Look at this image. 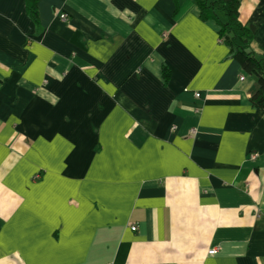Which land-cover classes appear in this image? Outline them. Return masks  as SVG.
I'll return each mask as SVG.
<instances>
[{"label": "crops", "instance_id": "1", "mask_svg": "<svg viewBox=\"0 0 264 264\" xmlns=\"http://www.w3.org/2000/svg\"><path fill=\"white\" fill-rule=\"evenodd\" d=\"M236 1L264 53V0ZM36 7L0 0V264H264V110L217 24L192 0Z\"/></svg>", "mask_w": 264, "mask_h": 264}, {"label": "trees", "instance_id": "2", "mask_svg": "<svg viewBox=\"0 0 264 264\" xmlns=\"http://www.w3.org/2000/svg\"><path fill=\"white\" fill-rule=\"evenodd\" d=\"M39 0H26L29 17L36 19V6ZM178 0H173L176 5ZM199 9L201 20H212L218 26V38L229 50V58L235 60L243 73L251 76L257 83L256 91L249 102L253 108L264 110V53L255 55L251 44L255 27L239 20V4L236 0H192ZM162 77L169 78L167 68H162Z\"/></svg>", "mask_w": 264, "mask_h": 264}, {"label": "built area", "instance_id": "3", "mask_svg": "<svg viewBox=\"0 0 264 264\" xmlns=\"http://www.w3.org/2000/svg\"><path fill=\"white\" fill-rule=\"evenodd\" d=\"M65 18H66L65 14H62V15L59 16V19H61V20H65ZM243 79H244V76H240L239 77V81H242ZM195 97L198 98L199 97V94H195ZM135 230H136V227L135 226H132L131 227V231H135ZM216 253H217L216 248H213V249H211L208 252L209 255H213V254H216Z\"/></svg>", "mask_w": 264, "mask_h": 264}]
</instances>
